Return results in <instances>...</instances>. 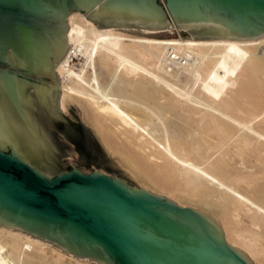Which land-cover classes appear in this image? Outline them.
Instances as JSON below:
<instances>
[{"label": "bare ground", "instance_id": "6f19581e", "mask_svg": "<svg viewBox=\"0 0 264 264\" xmlns=\"http://www.w3.org/2000/svg\"><path fill=\"white\" fill-rule=\"evenodd\" d=\"M127 28L70 11L63 107L93 123L142 190L189 205L264 264V33L162 39L163 27ZM0 264L99 263L0 224Z\"/></svg>", "mask_w": 264, "mask_h": 264}, {"label": "water", "instance_id": "95a60500", "mask_svg": "<svg viewBox=\"0 0 264 264\" xmlns=\"http://www.w3.org/2000/svg\"><path fill=\"white\" fill-rule=\"evenodd\" d=\"M77 10L102 27L191 28L162 39L264 33V0H0V224L99 264H251L212 219L109 174L100 131L63 107Z\"/></svg>", "mask_w": 264, "mask_h": 264}, {"label": "rangeland", "instance_id": "374dc122", "mask_svg": "<svg viewBox=\"0 0 264 264\" xmlns=\"http://www.w3.org/2000/svg\"><path fill=\"white\" fill-rule=\"evenodd\" d=\"M90 16H91V14H90ZM173 27H175V26H173ZM173 27H172V29H169L168 27H163V28H158V29H154V30H156V31H160V30L164 31V34H171L173 31H175L177 29L176 27L175 28H173ZM178 28H181L182 30H186L187 32H191V31H189V29L186 26H183V25L181 27L179 26ZM127 29L131 30V31H140L141 30V28H139V27L127 28ZM74 107L76 108L75 105L71 104L67 111L74 112ZM78 113H79V111H78ZM79 116H80V114H79ZM80 118L82 119L81 116H80ZM114 162L116 163L115 160H114ZM117 166L120 168L121 174H119V173H109V174H111L112 176H115L117 178H120L121 180H123L128 185H131V186L136 187V188H141V185L134 178H132L119 164H117ZM92 170H100V171H102L100 168L82 165V171L89 172V171H92ZM57 172H59V171H57ZM57 172H53V173H57ZM53 173H49V174H53ZM178 204H180V203H178ZM182 206H189V205L182 204ZM190 209L193 210V208H191V207H190Z\"/></svg>", "mask_w": 264, "mask_h": 264}]
</instances>
